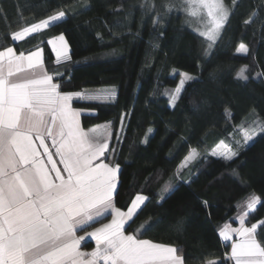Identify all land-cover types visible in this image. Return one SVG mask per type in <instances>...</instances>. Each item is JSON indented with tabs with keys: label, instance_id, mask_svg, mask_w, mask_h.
Listing matches in <instances>:
<instances>
[{
	"label": "trees",
	"instance_id": "obj_1",
	"mask_svg": "<svg viewBox=\"0 0 264 264\" xmlns=\"http://www.w3.org/2000/svg\"><path fill=\"white\" fill-rule=\"evenodd\" d=\"M223 1L232 13L206 58L205 39L186 25L180 9L174 8L164 17L167 23L162 19L154 30L156 12L149 8L155 4L163 12L160 6L171 0H147V4L145 0H0V50L43 47L47 70L62 74L64 81L71 78L61 89L64 92L116 91L109 101L83 100L72 105L84 110L80 119L85 128L111 121L110 145L116 148V162L121 165L116 207L127 209L137 192L151 197L126 233L177 246L184 264L224 259L230 254V242L221 240V226L235 222L250 195L264 203V135L230 162L210 155L220 141L235 150L234 141L242 139L237 126L247 127L257 118L264 121V0H237L238 6L232 0ZM65 9L62 22L23 41H12L11 33ZM62 32L70 59L57 63L47 40ZM241 43L248 53L236 51ZM241 70L247 80L237 76ZM178 71L194 74L196 79L186 82L181 98L170 107L164 93L178 84ZM226 108L230 115H225ZM181 138L186 142L179 146ZM176 146L175 158H166ZM190 147L206 153L208 159L202 156L185 168L184 176L190 171L194 181L173 190L163 207H157L156 193ZM148 177L151 180L146 183ZM257 209L247 215V223L264 220V206L258 204ZM157 216L164 219L143 235L137 234L143 222ZM180 220L184 223L177 231Z\"/></svg>",
	"mask_w": 264,
	"mask_h": 264
},
{
	"label": "snow or ice",
	"instance_id": "obj_2",
	"mask_svg": "<svg viewBox=\"0 0 264 264\" xmlns=\"http://www.w3.org/2000/svg\"><path fill=\"white\" fill-rule=\"evenodd\" d=\"M232 2L238 6L237 0ZM160 7L163 12L158 11L155 4L149 8L150 12H156L154 30L174 8L182 9L188 17L200 15L203 19L206 16V30L200 31L210 42L204 50L206 58H210L232 13L223 0H171ZM66 11L27 24L11 33L12 41H23L57 25L65 19ZM47 44L55 53L57 63L70 59L69 44L63 32L48 39ZM236 51L248 53L249 49L241 43ZM180 75L178 86L164 93L173 106L181 98L186 82L196 79L188 73ZM237 76L248 79L243 70ZM55 79L60 83L53 82L54 76L44 70L42 49L37 48L27 55L23 51L17 53L11 46L0 50V264H184L177 246L126 234L127 228L151 202V197L137 192L126 211L115 206L120 195L121 165L116 162V148L109 143L112 133L103 135L98 128L85 132L79 122L81 111L71 106L83 100L109 101L116 97V91L64 92L61 89L71 78L64 81L63 75L57 74ZM126 115L121 117L122 125ZM225 115H230L227 108ZM237 130L242 133V139L234 141L235 150L221 141L210 155L229 162L238 158L255 143L258 135H264V121L257 118L247 127L237 126ZM115 135L120 143L119 132ZM48 140L55 148L54 153L50 151ZM184 142L186 140L181 138L179 146ZM179 146L170 150L166 158L174 159ZM54 156L59 160H54ZM202 156L208 159L206 153L190 147L181 164L156 193L157 207H163L173 190L194 181V174L189 171L186 178L183 172ZM232 174L238 176L235 170ZM162 176L163 172L159 173L157 181ZM150 180L151 177L146 178V183ZM258 204L264 206L259 197L252 195L245 213L238 217L240 226L225 225L219 229L222 241L231 242V251L224 259L208 264H227L229 260L235 264H264V220L245 226V216L258 210ZM204 206H208L207 202ZM109 215L112 217L109 222L85 232L84 236L77 235L78 231L100 223ZM163 219V216L149 218L139 226L137 234L143 235ZM183 223V220L177 222V231L182 230ZM85 237L95 241L90 252L80 250Z\"/></svg>",
	"mask_w": 264,
	"mask_h": 264
},
{
	"label": "crops",
	"instance_id": "obj_3",
	"mask_svg": "<svg viewBox=\"0 0 264 264\" xmlns=\"http://www.w3.org/2000/svg\"><path fill=\"white\" fill-rule=\"evenodd\" d=\"M56 36H58V35H56ZM52 37H55V36H52ZM48 46H49L50 49H51V46H50V45H48ZM11 47H13V46H11ZM13 48H14V47H13ZM37 48L42 49V61H43V67H44V70H45L49 75H53V76H54V81H53V82H57L56 79H55L56 74H52V73H50V72L47 70V68L45 67V64H44V56H43V54H44L43 47H40V46H39V47H35V48L31 49L30 51H36ZM14 49H15V48H14ZM15 50H16V49H15ZM16 51H17V50H16ZM30 51H23V52L27 55L28 52H30ZM51 51H52V50H51ZM17 53H19V52L17 51ZM52 54H53V56H55V53L52 52ZM69 57H70V55H69ZM64 61H66V60L61 59V61H60L59 63L64 62ZM55 62H57V60H56V56H55ZM65 92H66V91H65ZM76 92H78V91H76ZM81 93H85V94H87V93H92V91H88V90H87V91H81ZM71 106H72L73 109H78V110H80V111H81V114L84 112V110H82V109H80V108H75L73 105H71ZM80 117H81V115H80ZM80 117H79L80 126H81V128H82L85 132H89V131L92 130V129H97V128H98V129L100 130V132H101L103 135H107L109 132L112 133L111 124H109L108 122H100L99 124L90 125V126H88V127L85 128V127H83L82 124H81V119H80ZM109 122H111V121H109ZM91 134L95 135V133H91ZM110 137H111V136H109V143H110V140H111ZM47 143H48L49 146H50V151H52V152L54 153V152H55V148H54V147H51V141L48 140ZM41 151H42V150H41ZM108 155H109V156L112 155L111 151H109ZM53 158H54V160H57V161L59 160V157H58V156H54ZM45 159H46V158H45ZM105 162L107 163L108 161L105 160ZM58 167H61V168H62L63 166L60 165V164H58ZM115 206H116V205H115ZM126 210H127V209H125L124 211H126ZM245 211H246L245 204H242V206L240 207V210L238 211V214H237L236 217H235V222L224 224L223 226H221V228H223L225 225H229L231 228H238V227L240 226V222H239L238 217L241 216L242 214H244ZM111 218H112V217L109 215V216L107 217V219H105V220H101L100 223L93 224L92 227H90V228H85L84 231H78V232H77V235H78V236H84L85 232H90V231L93 230V228H95V227H99L101 224L109 222V221L111 220ZM245 220H246V225H245V226L250 227L252 224L247 223V220H248V219H247V216H245ZM253 223H257V224H259V222H253ZM221 228H220V229H221ZM126 234H129V233H126ZM232 237H233V240L236 239V235H235V233L232 234ZM139 239H142V238H139ZM147 240H148V239H147ZM221 240H222V239H221ZM86 242H91L92 245H91L90 247H85L84 244H85ZM154 243H155V242H154ZM159 244H162V243H159ZM164 245H167V244H164ZM169 245H170V244H169ZM94 247H95V241L92 240L90 237H85V241H82V242H81V248H80V250L83 251V252H90ZM229 251H231V242H230V249H229ZM231 262H232L233 264H235L234 261H231Z\"/></svg>",
	"mask_w": 264,
	"mask_h": 264
},
{
	"label": "rangeland",
	"instance_id": "obj_4",
	"mask_svg": "<svg viewBox=\"0 0 264 264\" xmlns=\"http://www.w3.org/2000/svg\"><path fill=\"white\" fill-rule=\"evenodd\" d=\"M223 3H224V1H223ZM225 6H227V5H225ZM182 12H183V15H184V18H185V21H186V19L188 20V23H186V25L189 27V28H192L193 30H195V31H197L198 32V34L200 35V31H204V30H206V27H207V18H206V16L203 18V19H201V17H200V15H198V16H196V17H188L187 16V13H185L182 9H180ZM201 36V35H200ZM201 37H203L204 39H205V41H206V45L207 46H209V41H208V39L206 38V37H204V36H201ZM239 46V45H238ZM179 72V79H178V84H179V81L181 80V75H180V73H188V72H186V71H178ZM188 74H190V73H188ZM190 75H192V74H190ZM193 76L195 77V75L193 74ZM178 84L174 87V88H172V89H166V90H168V91H171V90H173V89H175L177 86H178ZM97 90H100V89H97ZM97 90H95V91H92V93L93 92H96ZM165 90V91H166ZM169 98V97H168ZM169 105H170V107H173V105H171L170 103H168ZM243 127H245V126H243ZM239 133H241L240 131H239ZM241 138H242V133H241ZM221 142V141H220ZM220 142H218V144H220ZM217 144V145H218ZM224 144L225 145H228V144H226L225 142H224ZM216 145V146H217ZM215 146V147H216ZM229 146V145H228ZM214 148V147H213ZM212 148V149H213ZM211 149V150H212ZM211 150H210V153H211ZM221 150H223L222 149V147H221ZM199 151V150H198ZM200 152V151H199ZM188 154V153H187ZM186 154V155H187ZM223 159V158H222ZM183 161V160H182ZM181 161V162H182ZM181 162L179 163V165L181 164ZM252 195H255V194H252ZM252 195H250V197L252 196ZM256 196V195H255ZM249 200V199H248ZM248 202V201H247ZM247 202H246V204H245V208L247 207Z\"/></svg>",
	"mask_w": 264,
	"mask_h": 264
}]
</instances>
